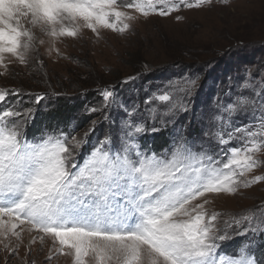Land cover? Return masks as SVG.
<instances>
[{"label":"snow or ice","instance_id":"6c2138e0","mask_svg":"<svg viewBox=\"0 0 264 264\" xmlns=\"http://www.w3.org/2000/svg\"><path fill=\"white\" fill-rule=\"evenodd\" d=\"M205 2L211 0L185 6ZM157 4L164 7L158 9ZM134 7L144 16L178 10L170 0H136ZM78 18L93 32L99 25L121 33L129 28L124 21L133 19L118 10L117 0H0V63L4 54L25 62L33 34L22 21L42 26L53 37L76 36L78 29L65 27L64 21ZM198 79L169 81L147 100L131 105L104 89L102 107L119 111L115 122L123 138L113 152L118 138L105 135L82 163L75 161L73 152L86 143L92 128L80 139L52 130L29 142L21 131L27 115L14 107L0 110V229L8 230L13 219L28 223L58 241L60 254L70 249L73 264H85L90 252L97 264L113 259L117 264H260L251 245L257 235H264V204L221 225L219 213L207 212V199L195 205L193 201L206 193L235 195L241 187L264 180V176L242 179L257 167L255 153L264 148V91L255 92L245 80L234 98L205 112L199 132L190 134L191 121L177 127V117L189 111L186 100ZM8 95L0 90V102ZM42 99L37 96L35 102ZM257 108L259 127L229 124L249 111L255 117ZM169 125L167 149L151 154L138 150L137 141L145 134ZM213 139L220 145L234 139L240 143L231 147L225 162H219L204 150V143ZM17 226L11 223L14 235ZM237 236L245 240L234 254L219 251L223 242Z\"/></svg>","mask_w":264,"mask_h":264},{"label":"rangeland","instance_id":"374dc122","mask_svg":"<svg viewBox=\"0 0 264 264\" xmlns=\"http://www.w3.org/2000/svg\"><path fill=\"white\" fill-rule=\"evenodd\" d=\"M186 1L192 4L197 3V0ZM135 2L136 0L117 2L118 10L133 17L131 20L124 21V23L129 24V28L123 33L99 25L97 26V31L93 32L85 26V22L82 19L78 18L75 21H64L65 27L78 29L76 36L57 35L53 37L49 32L42 30V26L37 25L33 27L30 23L22 21V24L33 34L32 45L25 53L24 63H21L11 54H4L3 62L0 63V87L3 86L2 90H10L9 80L13 76L20 77L18 82H21L19 83L25 81L30 86L35 84L39 85V81L42 82V85L45 82V85L49 87L50 81L53 82L55 79L58 81L57 79L59 78L63 79L61 81L64 82L67 69H72L73 67L78 68V66L81 65L82 59H84V62L87 61L86 58L93 63L95 71L102 76H100L102 79L107 80L111 78L107 72L113 70L115 73H113V76L116 74H118L117 76L119 77L123 76L122 78L129 84L133 81V73L131 69L125 65V62L128 61L127 57L131 58L141 53L144 54L148 62V67L154 70V76L161 77L162 71L166 67V59H168L164 49L166 40H171L178 44L184 43L192 48L203 47L206 52L208 49H216L226 45V40L229 36L232 37L236 31L240 30L238 28L244 24L255 21L256 18H264V0H211L210 3L205 2L199 7L191 8L185 6L187 3H185L184 0L183 3L181 0H170V3L176 5L178 10H173L170 14L163 16L156 12H150L149 15L144 16L134 7ZM129 3L133 4V6L128 7L127 5ZM155 7L160 9L164 6L157 4ZM253 25H255L253 32H260L256 29L258 26L256 24ZM59 28L60 25H57V30H59ZM235 28H237V30L233 32ZM244 31L247 32L246 28H244ZM238 32L239 34L243 33L241 30ZM259 38L263 39L262 37ZM261 39H259V41ZM187 61L188 60H186V62ZM84 62H82L83 65H85ZM244 74L246 76H252L251 70H247ZM178 76L181 78L198 77L197 73L191 70H181ZM258 77L257 80L252 79L250 80L251 82H249L255 92L264 91V76L261 74ZM181 78L162 79L158 83H163L160 85V87L163 88L169 81L180 80ZM249 79L250 78L245 77L241 79V81L243 83L245 80L248 81ZM33 81H35V84ZM237 82L221 90L224 92L221 96L222 99L220 96L216 99H212L203 96L202 92L205 91L206 88L200 87L198 81L197 87L193 90L192 95L186 100L189 111L187 112L186 120L184 118V125L191 121V124L197 122L201 127L200 121L203 119L204 113L207 111H214L218 106L226 104L230 98L228 96V90H230V92H237ZM217 85H219V83H217L215 87ZM197 88L198 90L201 88L198 100V94L195 92ZM218 88L219 86H217V89ZM39 90L40 89H34L33 91H38L36 94H40L41 91ZM123 90L124 89H120L115 94L120 95V93H124ZM146 90L147 89H144L143 91ZM240 90L239 87V91ZM146 95L148 98L151 96V89L147 91ZM130 96L133 98V96L128 93L126 98L117 96V99L127 101L128 104L131 105L133 102L131 101L132 98H129ZM30 97L33 98L31 100L35 102V97L37 96L32 94ZM21 98L23 97L18 98L11 94L8 95L4 102H0V110L14 107L22 114H26L27 121L23 123L21 129L24 133L25 125L29 123L35 112V108L33 105H30L28 100L21 102ZM143 100H145V98ZM41 101L42 103L47 102L45 98ZM135 104L140 103L137 102ZM97 109L98 111L96 112L86 110L89 113H93V119L89 123L90 125L88 128L86 127L85 129L79 130L66 127L64 130L56 131L57 134L60 132H64L65 134L70 133L72 136L80 139L84 137V133L88 131L89 128H92L88 137L85 138L86 143L82 145V147L74 149L73 156L77 163H82L90 154V151L93 149V146L96 145L97 141L103 140L105 135L116 136L118 138L116 147L112 148L113 152L117 151L122 141L123 133L119 131V125L115 122L118 119L119 111L115 109V107L104 110L103 107L98 106ZM181 114L182 113L177 117V120L181 117ZM256 114L257 110L255 112V117L253 113L249 111L247 115H240L232 118L229 124L246 126L249 128L259 127L260 115ZM193 115H195L196 119H193ZM244 116L245 120H243ZM93 121H96L95 125L92 124ZM207 124L208 121L205 119L204 125L206 126ZM179 126L178 122L177 127ZM157 127H159V125H157ZM167 128L170 127L168 126ZM157 132H149L145 134L142 139L137 141L139 146L138 150L140 152L149 154L155 152L150 149V145L143 144V139L148 138L150 141L152 136ZM189 133L192 134L191 127L189 128ZM40 137L36 140H28L26 137L25 138L29 142H33L39 140ZM170 142L166 144L165 149L170 146ZM69 143H71V141H69ZM239 143L238 140L234 139L230 141L228 145H220L213 139L210 143L211 145L208 142L204 144H207L213 149L212 153L215 152L214 155H210L214 160L225 162L228 151L233 146H239ZM204 148H206L205 145ZM165 149L155 153H162ZM222 149H224V151H222ZM254 158L258 162L257 167L251 172L246 173L242 179L251 180L255 176H264V148L255 153ZM204 199L209 201V203L205 205L207 212L219 213L220 216L217 223L222 225L223 221L229 220L232 216L243 213L247 209L255 208L264 203V180L252 184L248 188L241 187L235 195L227 193H206L205 197L193 201V205L202 203ZM4 219L8 220L9 218L4 217ZM11 223H16L18 225L14 230L18 235H14L13 231L10 230ZM7 228L8 230L0 229V264H73L72 255L67 254L71 250L65 248L63 250L65 254H60V245L58 241L54 242V238L51 235H45L38 230H34L30 224L20 223V221L14 219L10 221ZM237 238L242 241L245 240L243 236L233 237L232 239ZM262 241V239L255 237L251 245L252 252L260 264H264V242L262 244ZM259 245H263L262 254H255V249ZM219 251L221 253L225 251L223 244ZM85 264H97L94 253L90 252L88 256L85 257ZM108 264H117V261L113 259L109 261Z\"/></svg>","mask_w":264,"mask_h":264},{"label":"trees","instance_id":"16d2710c","mask_svg":"<svg viewBox=\"0 0 264 264\" xmlns=\"http://www.w3.org/2000/svg\"><path fill=\"white\" fill-rule=\"evenodd\" d=\"M119 1L127 0H117V2ZM184 1L188 3V1ZM253 24L258 26L256 29L260 32H253L255 28ZM244 25L238 28L243 31L242 34H239L238 31L240 30L236 31L237 28H235L233 32L236 31V33L232 37L229 36L226 40V45L216 49H208L206 52L203 47L192 48L184 43L178 44L177 42L166 40L164 49L168 59H166V67L162 71L161 77L154 76V70L148 67V62L142 53L131 58L127 57L128 61L125 62V65L128 66L133 73V81L129 84L122 78L123 76L119 77L117 76L118 74L113 76V70L107 72L111 78L107 80L102 79V76L95 71L93 63L86 58L88 62H84V59H82L85 65L81 62L78 68L73 67L72 69H67L64 82L61 81L63 79L59 78L57 79L58 81L55 79V81L49 82L50 86L48 87L45 85V82L42 85V82L38 81L39 86L33 81L35 85L30 86L25 81L19 83L21 82H18L20 77L13 76L9 80L12 86L9 85L10 90L7 92L10 94L15 93L11 95L18 98L23 97L21 98L22 100H20L21 102L28 100L30 105H33L35 108L33 116L24 128V134L28 140L38 139L42 131L64 130L66 127L79 130L85 129L86 127L88 128L90 125L89 123L93 119V113H89L86 110L89 108H98V106L102 107V91L104 89H110L114 93H117L120 89H124V93H120V95L116 94V96L126 98L128 93H130L133 98L131 96L129 98H132L131 101L133 103H141L144 98L145 100L148 98L150 93L148 96L146 93L149 89H151L152 94L161 88L160 85L163 83L158 82L162 79L181 78L178 76L181 70H191L197 73L200 87L206 88L205 91L202 92L203 96L216 99L223 95L224 92L221 91L222 89L232 86L234 82L238 81V86L236 88L238 92L241 79L247 77L250 78L248 82H251L250 80H257V78H259L258 76L261 74L264 76V28H262L264 27V18H256L255 21H251ZM244 28H246L247 32L244 31ZM259 39L261 40L259 41ZM186 60L188 61L186 62ZM247 70H251L252 76H246L244 74ZM217 83H219V85H217L219 86L218 89L217 86L215 87ZM2 88L3 86L0 87V90H2ZM34 89H40L39 91H41V93L36 94L38 91H33ZM144 89L147 90L143 91ZM200 90L201 88L195 90L196 94H198L197 100L201 93L199 92ZM228 93L229 97L234 98L236 92H230V90H228ZM32 94L45 98L47 102L42 103V101H40L39 103H35L31 100L33 99L30 97ZM256 115H261L258 108ZM186 116L187 113L181 114V117L178 119L179 125L184 124V118L186 120ZM243 120H245V116ZM77 125H79V127H76ZM186 125L188 124L186 123ZM191 125L189 126V128L191 127V133H198L201 128L198 123L195 122ZM169 127L171 128L172 126L169 125ZM170 128L160 129L152 136L150 141L148 138L143 139V144L150 145V149L155 152L165 149L166 144L171 141ZM204 145L206 146L204 149H206L205 151H207L209 155L215 154V152L212 153L213 149L211 147L207 144ZM257 237L263 240V244L264 235L256 236V238ZM241 241V239L237 238L225 242L227 245L223 242L222 244L225 250L223 253L229 255L234 254ZM262 250L263 245L257 246L255 254H262Z\"/></svg>","mask_w":264,"mask_h":264}]
</instances>
